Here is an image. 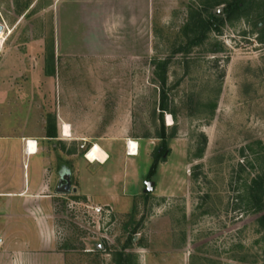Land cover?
<instances>
[{
	"label": "rangeland",
	"instance_id": "obj_1",
	"mask_svg": "<svg viewBox=\"0 0 264 264\" xmlns=\"http://www.w3.org/2000/svg\"><path fill=\"white\" fill-rule=\"evenodd\" d=\"M56 1L0 0V135L70 123L86 141H53L52 166L60 154L74 183L82 168L94 199L2 197L0 264H264V0L231 16L232 0H108L96 29L124 41L114 56L75 43L97 0H62L58 19ZM211 14L220 29L196 43ZM104 138L115 144L102 175L168 151L150 179L90 181L85 155ZM128 140L138 156L117 143Z\"/></svg>",
	"mask_w": 264,
	"mask_h": 264
},
{
	"label": "crops",
	"instance_id": "obj_2",
	"mask_svg": "<svg viewBox=\"0 0 264 264\" xmlns=\"http://www.w3.org/2000/svg\"><path fill=\"white\" fill-rule=\"evenodd\" d=\"M95 1V0H94ZM108 0H97V9L94 10V27L90 30L88 34L83 33L81 31V26H76V28H80V33L75 32L74 36H79L75 43L78 45L87 46L88 44L92 45V50H98L100 52H96L94 54L103 53V55H119L122 53H114L111 50L114 48H118L120 45L124 44L122 39H116L110 35V33L101 27H97V22L101 20L107 19V6L103 5L104 2ZM120 5L124 4V0H117ZM62 3V0L56 1L55 6V14L56 19L59 16V4ZM34 5V4H33ZM32 5V6H33ZM3 9V6L0 4V12ZM82 25V24H81ZM83 24L82 26H84ZM6 28V26H5ZM9 29V28H8ZM83 30V29H82ZM5 32H1L0 35ZM57 42V39H56ZM59 42V41H58ZM129 44H134L128 42ZM136 57V54H134ZM139 57V55H138ZM70 123H66L65 120L59 119L57 123V130H55V126L53 127V131H57L56 137H49L48 134H39V135H16V136H6L0 135V188L8 191L0 192V201H2V197L10 198V197H21L29 199V197H41V198H51L52 195H45L42 192L44 190H49L51 188L55 189V193L59 194L58 188L60 186V182L63 178L67 177V162L64 159H61L60 154H58V165L56 167L52 166V157L55 156V150L57 148L56 143L53 141L61 142L67 141L68 137H72L73 140L86 141L85 138H73V131L71 129L72 135L67 136L65 131V126ZM56 133V132H55ZM129 141V140H128ZM29 142V144H28ZM30 142L33 144L34 149L30 150ZM98 142L109 154V158L105 164L103 163H94L88 160L85 155V161L87 162L88 168L90 170H86L85 173L89 176L90 181L99 180L105 181V183L111 184L118 183L119 185L125 183L124 178L126 175H130L132 172L138 177H144L148 175V171L150 168H123L121 171H117L113 173V175H106L102 172L105 166L109 161L112 160V152H113V143L111 140L104 138L98 139L94 141V144ZM137 142V141H136ZM126 148L127 143L117 142ZM115 144V143H114ZM140 144V143H139ZM128 150V149H127ZM125 154V153H124ZM128 157H136L134 155H128ZM138 156V155H137ZM63 157V156H62ZM94 164L97 166H101V171L97 175L94 174ZM83 169L79 167V169L75 172V176L77 177V181H75L71 176V184L68 185L67 188L74 191H79L83 196L90 197L94 199V193L84 192L82 188L83 182ZM79 183V185H78ZM63 185H67V181H64ZM13 190V191H9ZM43 194V195H42ZM27 201V200H26ZM2 204V202H1Z\"/></svg>",
	"mask_w": 264,
	"mask_h": 264
},
{
	"label": "trees",
	"instance_id": "obj_3",
	"mask_svg": "<svg viewBox=\"0 0 264 264\" xmlns=\"http://www.w3.org/2000/svg\"><path fill=\"white\" fill-rule=\"evenodd\" d=\"M253 0H232L231 2L227 3L226 9H225V14L227 16H231L232 14H234L235 12L239 11V12H244L247 9H249L248 7H252L254 4ZM220 21L215 15L211 14L208 17V20L204 19L203 17L197 18V20L195 21L193 27H194V34H195V42L197 43L198 40V34L200 33L201 30H203V32H207L212 30L213 28L219 30L220 28H218L217 26H215L217 24V22ZM162 110H165V108H162ZM48 136L49 137H56V133L53 132L52 130L48 131ZM161 149H164L161 152H158L155 155V158L153 160L152 166L148 172L147 178L150 179L151 177H153L155 175V172L157 170V167L161 161V158L164 157L167 153V144L166 142L162 143Z\"/></svg>",
	"mask_w": 264,
	"mask_h": 264
},
{
	"label": "bare ground",
	"instance_id": "obj_4",
	"mask_svg": "<svg viewBox=\"0 0 264 264\" xmlns=\"http://www.w3.org/2000/svg\"><path fill=\"white\" fill-rule=\"evenodd\" d=\"M4 37L2 35H0V40H3ZM169 122L170 124L169 125H172L173 124V121L171 119V117L169 116ZM65 131H66V135L67 136H71V126L69 124H67L65 126ZM34 144V143H33ZM33 144L30 142V150L32 151L34 149L33 147ZM129 144V146H128ZM128 144H127V151H130V153H128V155H134V156H137L139 155V143L136 142L135 140H129L128 141ZM86 158L88 160H90L91 162H94V163H103L105 164L109 158V154L108 152L101 146L99 145L98 143L94 144L91 149L89 151H87L86 153Z\"/></svg>",
	"mask_w": 264,
	"mask_h": 264
},
{
	"label": "water",
	"instance_id": "obj_5",
	"mask_svg": "<svg viewBox=\"0 0 264 264\" xmlns=\"http://www.w3.org/2000/svg\"><path fill=\"white\" fill-rule=\"evenodd\" d=\"M5 30V25L3 23L0 22V33L3 32ZM64 181H67V185H63ZM71 184V179L69 176L63 178L60 182V186L58 188V192L61 193H68L70 191L68 187V185L70 186ZM67 186V187H66ZM154 186H155V182L153 181H147L146 182V189H145V193H150L154 190Z\"/></svg>",
	"mask_w": 264,
	"mask_h": 264
},
{
	"label": "built area",
	"instance_id": "obj_6",
	"mask_svg": "<svg viewBox=\"0 0 264 264\" xmlns=\"http://www.w3.org/2000/svg\"><path fill=\"white\" fill-rule=\"evenodd\" d=\"M28 144H29V142H28ZM127 144H128V143H127ZM128 146H129V144H128ZM128 146H127V147H128ZM128 153H130V151H127V154H128ZM96 212L101 213V212H102V208H100V207H99V208H96Z\"/></svg>",
	"mask_w": 264,
	"mask_h": 264
}]
</instances>
